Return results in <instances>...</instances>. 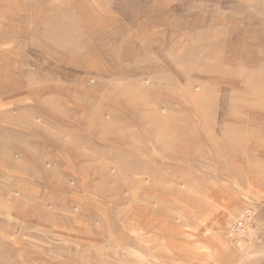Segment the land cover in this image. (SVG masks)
Wrapping results in <instances>:
<instances>
[{
    "label": "rangeland",
    "instance_id": "1",
    "mask_svg": "<svg viewBox=\"0 0 264 264\" xmlns=\"http://www.w3.org/2000/svg\"><path fill=\"white\" fill-rule=\"evenodd\" d=\"M173 227L264 264V0H0V264H156Z\"/></svg>",
    "mask_w": 264,
    "mask_h": 264
},
{
    "label": "crops",
    "instance_id": "2",
    "mask_svg": "<svg viewBox=\"0 0 264 264\" xmlns=\"http://www.w3.org/2000/svg\"><path fill=\"white\" fill-rule=\"evenodd\" d=\"M159 215V217L166 218L165 214L160 213ZM180 229V227H173L170 232L160 228L159 230H162L163 233L159 231V233H156L160 234L156 237L157 243L152 244L158 248L156 264H240L242 256V247L238 246L240 243H231L225 240L223 235L219 234L214 235V237L212 235L210 237L204 235L205 241H202L200 236L197 237V231L194 233L195 242L193 243L189 239L190 243H185V241H182ZM197 238L200 242H198ZM148 245L146 249L149 252L150 248ZM165 247H171V251H173L172 257L166 258L159 255L160 252H163L161 249ZM179 247L182 249L180 250ZM185 247H188L187 252L183 250ZM146 264H149V262H146Z\"/></svg>",
    "mask_w": 264,
    "mask_h": 264
},
{
    "label": "built area",
    "instance_id": "3",
    "mask_svg": "<svg viewBox=\"0 0 264 264\" xmlns=\"http://www.w3.org/2000/svg\"><path fill=\"white\" fill-rule=\"evenodd\" d=\"M253 218V209L248 208L245 209L242 213L237 215L230 223H229V232L232 236L237 238L242 237Z\"/></svg>",
    "mask_w": 264,
    "mask_h": 264
},
{
    "label": "bare ground",
    "instance_id": "4",
    "mask_svg": "<svg viewBox=\"0 0 264 264\" xmlns=\"http://www.w3.org/2000/svg\"><path fill=\"white\" fill-rule=\"evenodd\" d=\"M249 120V119H248ZM239 122V121H238Z\"/></svg>",
    "mask_w": 264,
    "mask_h": 264
}]
</instances>
